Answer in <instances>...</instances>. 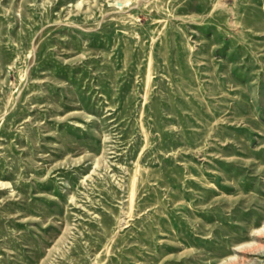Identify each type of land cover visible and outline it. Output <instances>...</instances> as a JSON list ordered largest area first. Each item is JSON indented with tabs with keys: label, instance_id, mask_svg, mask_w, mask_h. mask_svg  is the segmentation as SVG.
<instances>
[{
	"label": "rangeland",
	"instance_id": "obj_1",
	"mask_svg": "<svg viewBox=\"0 0 264 264\" xmlns=\"http://www.w3.org/2000/svg\"><path fill=\"white\" fill-rule=\"evenodd\" d=\"M0 264H264V0H0Z\"/></svg>",
	"mask_w": 264,
	"mask_h": 264
}]
</instances>
